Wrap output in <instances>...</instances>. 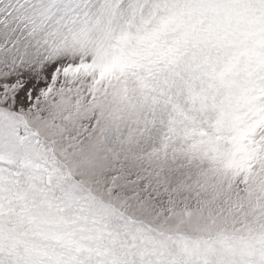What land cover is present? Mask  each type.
I'll return each instance as SVG.
<instances>
[{
    "label": "snow or ice",
    "instance_id": "1",
    "mask_svg": "<svg viewBox=\"0 0 264 264\" xmlns=\"http://www.w3.org/2000/svg\"><path fill=\"white\" fill-rule=\"evenodd\" d=\"M0 264H264V0H0Z\"/></svg>",
    "mask_w": 264,
    "mask_h": 264
}]
</instances>
